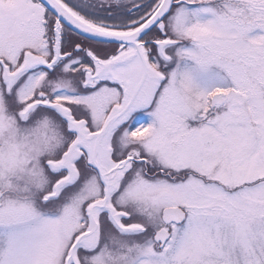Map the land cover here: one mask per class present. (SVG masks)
<instances>
[{
  "label": "snow or ice",
  "instance_id": "obj_1",
  "mask_svg": "<svg viewBox=\"0 0 264 264\" xmlns=\"http://www.w3.org/2000/svg\"><path fill=\"white\" fill-rule=\"evenodd\" d=\"M0 264H264V0H0Z\"/></svg>",
  "mask_w": 264,
  "mask_h": 264
}]
</instances>
